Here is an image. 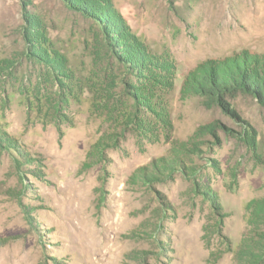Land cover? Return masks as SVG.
<instances>
[{
	"label": "rangeland",
	"instance_id": "obj_1",
	"mask_svg": "<svg viewBox=\"0 0 264 264\" xmlns=\"http://www.w3.org/2000/svg\"><path fill=\"white\" fill-rule=\"evenodd\" d=\"M111 1L145 69L63 0H0V264H246L234 253L264 216V105L237 94L233 115L194 88L264 59V0Z\"/></svg>",
	"mask_w": 264,
	"mask_h": 264
},
{
	"label": "trees",
	"instance_id": "obj_2",
	"mask_svg": "<svg viewBox=\"0 0 264 264\" xmlns=\"http://www.w3.org/2000/svg\"><path fill=\"white\" fill-rule=\"evenodd\" d=\"M63 1L70 10L93 19L104 27L109 34L110 42L108 46L110 47V52L123 65L138 69V71L139 69H145L146 58L138 44L132 40L126 21L114 9L111 0ZM24 10L25 23L30 24L35 31L32 38L36 40L37 44V49H35L36 55L40 60L49 61L48 66L51 71L62 74V70H67L65 57L57 51L52 50L48 52L43 48L42 44L44 43L45 35L38 29L40 28V22L36 17ZM57 82L61 84V82ZM194 90L198 96L203 98L204 104H215L233 115L234 111L230 109L228 98H232L237 94L250 95L260 105H264V59L255 58L235 61L233 66L224 70H211L203 74L201 79L196 83ZM246 125L248 127V124ZM212 126L209 125L206 128L209 129ZM245 134V142L251 147H255L256 131L254 128L249 127V130L245 131ZM261 205L264 206V202ZM260 219L261 230L259 235L253 233L251 237V233L249 232L245 235L242 245L234 253L236 262L245 260L246 264H264V216H261ZM255 238L262 241L255 240ZM226 242V249L229 250L230 246L228 241ZM212 257L215 258L214 260L218 258L215 252H212ZM243 257L246 258L243 259Z\"/></svg>",
	"mask_w": 264,
	"mask_h": 264
}]
</instances>
